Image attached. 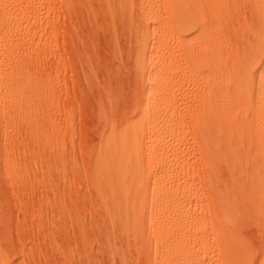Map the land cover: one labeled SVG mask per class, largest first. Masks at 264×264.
<instances>
[{"label": "bare ground", "instance_id": "bare-ground-1", "mask_svg": "<svg viewBox=\"0 0 264 264\" xmlns=\"http://www.w3.org/2000/svg\"><path fill=\"white\" fill-rule=\"evenodd\" d=\"M120 1L110 19L130 28L140 98L95 166L120 241L112 254L124 264H264V0ZM6 7L5 51L39 26L25 7ZM245 8L256 18L239 19ZM16 55L0 59V111L37 92L12 75Z\"/></svg>", "mask_w": 264, "mask_h": 264}, {"label": "rangeland", "instance_id": "rangeland-1", "mask_svg": "<svg viewBox=\"0 0 264 264\" xmlns=\"http://www.w3.org/2000/svg\"><path fill=\"white\" fill-rule=\"evenodd\" d=\"M121 3L0 0V12L22 6L30 26L39 25L5 51L0 22V59L17 54L11 73L21 80L27 75L24 81L37 91L0 111V171L6 176L0 178V255L10 264H124L111 252L120 241L95 167L106 136L132 118L140 98L130 28L110 19L120 15ZM244 13L238 18H256ZM190 101L184 111L194 105ZM190 145L196 151L193 139ZM244 234L257 249V228L248 225Z\"/></svg>", "mask_w": 264, "mask_h": 264}]
</instances>
